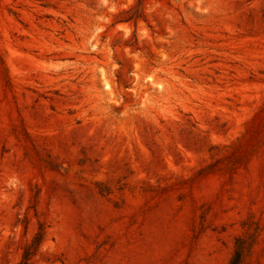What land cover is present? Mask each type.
Masks as SVG:
<instances>
[{
  "label": "rangeland",
  "instance_id": "obj_1",
  "mask_svg": "<svg viewBox=\"0 0 264 264\" xmlns=\"http://www.w3.org/2000/svg\"><path fill=\"white\" fill-rule=\"evenodd\" d=\"M41 229L29 264H264V0H0V264Z\"/></svg>",
  "mask_w": 264,
  "mask_h": 264
},
{
  "label": "trees",
  "instance_id": "obj_2",
  "mask_svg": "<svg viewBox=\"0 0 264 264\" xmlns=\"http://www.w3.org/2000/svg\"><path fill=\"white\" fill-rule=\"evenodd\" d=\"M144 18V13L141 9H137L131 16L132 19H142ZM44 237V231L41 229L40 232L36 235L32 244H29L25 249L23 256V264H29L32 258L35 256V253L42 244ZM251 251V242L249 239H244L242 237L237 238L235 251L232 256L230 264H245V260L248 254Z\"/></svg>",
  "mask_w": 264,
  "mask_h": 264
}]
</instances>
